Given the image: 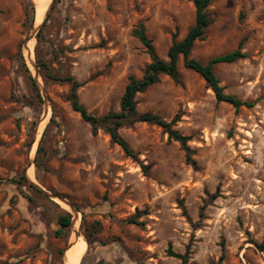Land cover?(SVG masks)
Here are the masks:
<instances>
[{"label": "rangeland", "instance_id": "1", "mask_svg": "<svg viewBox=\"0 0 264 264\" xmlns=\"http://www.w3.org/2000/svg\"><path fill=\"white\" fill-rule=\"evenodd\" d=\"M53 4L39 54L53 74L80 84V103L98 117L120 112L129 78H142L151 63L134 29L143 24L167 60L196 19L188 0ZM29 11L30 0H0V264H66L76 234L71 226L57 235L65 212L78 237L91 241L80 264H183L169 250L184 255L189 245L188 264H264V0H214V22L191 53L207 63L242 43L247 57L215 73L226 94L253 108L236 112L217 102L182 57L180 84L162 76L136 96L139 112L176 120L198 169L157 125L119 130L137 155L131 158L86 123L72 109L70 83L45 79L39 67L35 75L25 50L33 43L37 64ZM21 175L41 194L12 183ZM143 211L139 224L130 222Z\"/></svg>", "mask_w": 264, "mask_h": 264}, {"label": "trees", "instance_id": "2", "mask_svg": "<svg viewBox=\"0 0 264 264\" xmlns=\"http://www.w3.org/2000/svg\"><path fill=\"white\" fill-rule=\"evenodd\" d=\"M193 2L196 9V19L195 24L188 31L186 37L182 41H174L170 49L168 50L167 60L161 59L155 50L153 42L145 33V27L143 24H139L137 28L134 29L133 35L137 38L142 45L146 48L148 55L151 58V63L146 68L142 78L137 79L135 77L129 78V83L125 88L124 95L121 101L120 112L110 113L105 116L98 117L96 115L88 113L86 108L80 103L78 97V89L80 84L69 76H59L53 74V71L49 67L48 63L39 54V46L44 38L43 27L37 34V66L41 69L43 77L47 80H53L57 82H68L71 84V93L68 97L71 102L72 109L79 113L81 118L89 123L95 130L102 129L108 133L112 141L119 145L125 154L131 158H136L137 155L130 148L128 143L119 134V130L126 126L133 125L135 123H149L157 125L162 128L163 131L168 135L170 141L177 142L181 145L183 151L186 154V161L194 169H198V163L194 160V150L188 145L190 137L181 134L178 130L174 129L175 119L171 122H167L162 119L159 115L152 112L141 113L137 109L136 96L140 93H144L148 88L160 83L162 76H168L175 83H181V75L179 73L178 65L179 60L182 57L184 67L186 69L192 70L198 73L207 83L208 87L214 92L215 98L219 103H226L231 105L236 112H239L241 108H253V102L242 101L234 95H229L225 93V88L220 85V80L215 73V67L219 64H232L239 60L245 59L247 55L242 52V43L239 48L234 52L217 56L210 59L207 63H203L197 59L191 57L192 50L197 41H202L206 37L208 28L213 24L214 18L208 12V7L213 3L214 0H188ZM36 6L33 0H30V11L28 15L30 16V29L33 27V23L36 20ZM23 68L26 74L29 75L31 79V74L27 66L23 63ZM44 151L41 146L39 152ZM36 167H40V160H36ZM147 170L148 167L144 166ZM13 184L28 186L29 189L41 194L38 190L34 188L33 185L29 184L24 175L19 176L16 179L11 180ZM217 197V196H214ZM147 212H138L136 216L130 219L131 223L139 224L138 218L146 215ZM203 211L201 217H203ZM59 230L57 235H62L63 231L69 230L72 226V216L65 212L64 215L60 216L58 219ZM86 242L88 245L91 241L86 237ZM190 245L187 247L186 253L184 255L175 254L172 250H169V255L176 257L182 261L183 264H188V259L190 255ZM262 251H264V241L259 246ZM222 261V259H221ZM220 261V263H221ZM218 263V264H220Z\"/></svg>", "mask_w": 264, "mask_h": 264}, {"label": "bare ground", "instance_id": "3", "mask_svg": "<svg viewBox=\"0 0 264 264\" xmlns=\"http://www.w3.org/2000/svg\"><path fill=\"white\" fill-rule=\"evenodd\" d=\"M33 1L36 5L35 26H39L42 23L45 15L47 14V11H48L49 7L51 6L52 0H33ZM28 50H29L28 54L31 55V59H32L33 43L28 45ZM86 251H87L86 240L83 239V237H79V238L76 237V241H75V243H73V246L66 251L65 263L66 264H80V262H81L82 258L84 257Z\"/></svg>", "mask_w": 264, "mask_h": 264}, {"label": "water", "instance_id": "4", "mask_svg": "<svg viewBox=\"0 0 264 264\" xmlns=\"http://www.w3.org/2000/svg\"><path fill=\"white\" fill-rule=\"evenodd\" d=\"M53 2H54V0L51 1V6L49 7V9H48V11H47V14L45 15V17H44L42 23H41L39 26H34V28H33V32H32V36H31L32 39L36 37V35H37L38 32L40 31V29H41V28L43 27V25L45 24V22H46V20H47V18H48V15H49V13H50V11H51V9H52V6L54 5ZM30 40H31V39H30ZM25 50H26V52H27V57H28L29 63L31 64V66H32L33 69L35 70V75L38 76L39 68H38L37 64L35 63V61H33V59H31V55L28 54V51H29V50H28V45H26ZM36 76H35V77H36ZM26 177L28 178V176H26ZM28 180H29V182L32 183L34 186L38 187L37 184H35L34 181H32V180L29 179V178H28ZM39 190L42 191L41 189H39ZM46 194L49 195V193H46ZM52 198H56V197H55V196H52ZM59 200L65 202V201H64L63 199H61V198H59ZM65 203H66V202H65ZM66 204H67V203H66ZM68 206L71 208V210L73 211V213H76V212H77L76 209H75V207H74L73 205L68 204ZM72 226H73V229H74V233L76 234V237H78V235H77V229H76V221H72ZM78 238H79V237H78ZM72 246H73V245L70 244V246L68 247V249L71 248ZM68 249H67V250H68Z\"/></svg>", "mask_w": 264, "mask_h": 264}]
</instances>
